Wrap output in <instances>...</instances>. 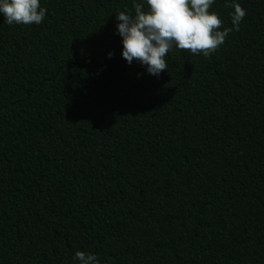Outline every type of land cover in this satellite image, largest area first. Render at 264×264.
I'll list each match as a JSON object with an SVG mask.
<instances>
[{
	"label": "trees",
	"instance_id": "1",
	"mask_svg": "<svg viewBox=\"0 0 264 264\" xmlns=\"http://www.w3.org/2000/svg\"><path fill=\"white\" fill-rule=\"evenodd\" d=\"M132 2L0 16V264H264V0L238 31L215 0L224 44L159 77L121 56Z\"/></svg>",
	"mask_w": 264,
	"mask_h": 264
},
{
	"label": "clouds",
	"instance_id": "2",
	"mask_svg": "<svg viewBox=\"0 0 264 264\" xmlns=\"http://www.w3.org/2000/svg\"><path fill=\"white\" fill-rule=\"evenodd\" d=\"M213 3L215 0H133L132 11L115 14L122 58L128 64L139 62L148 74L159 77L167 69L165 57L173 48L209 57L224 44L229 31H221L218 13L209 11ZM229 6L233 29L238 31L246 10L235 0ZM46 14L40 0H0V16L10 26L40 25ZM74 258L78 264H99L91 252L78 250Z\"/></svg>",
	"mask_w": 264,
	"mask_h": 264
}]
</instances>
